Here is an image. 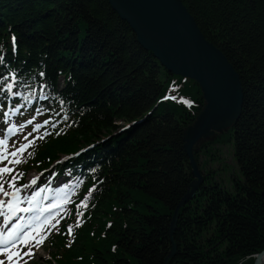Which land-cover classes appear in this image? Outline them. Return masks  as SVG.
<instances>
[{"label": "trees", "instance_id": "obj_1", "mask_svg": "<svg viewBox=\"0 0 264 264\" xmlns=\"http://www.w3.org/2000/svg\"><path fill=\"white\" fill-rule=\"evenodd\" d=\"M180 1L238 73L243 104L224 133L237 175L226 188L198 161L224 134L199 146L205 182L170 236L192 180L182 133L203 107L198 85L161 67L106 0H0V106L45 95L41 114L66 118L26 171L86 149L59 169L84 167L82 222L44 264H165L172 243L167 264H252L264 250V0Z\"/></svg>", "mask_w": 264, "mask_h": 264}, {"label": "water", "instance_id": "obj_2", "mask_svg": "<svg viewBox=\"0 0 264 264\" xmlns=\"http://www.w3.org/2000/svg\"><path fill=\"white\" fill-rule=\"evenodd\" d=\"M106 1L128 25L144 51L150 52L168 73L194 81L201 91L204 105L193 124L182 133L193 180L171 216L172 236L178 209L194 198L204 179L194 154L199 146L226 132L240 117L243 103L240 78L222 52L204 38L180 0ZM169 253L165 264L176 253L174 243ZM263 254L264 250L254 255L252 264H258Z\"/></svg>", "mask_w": 264, "mask_h": 264}, {"label": "snow or ice", "instance_id": "obj_3", "mask_svg": "<svg viewBox=\"0 0 264 264\" xmlns=\"http://www.w3.org/2000/svg\"><path fill=\"white\" fill-rule=\"evenodd\" d=\"M13 45L15 46V37H13ZM9 90H11V85L8 86ZM187 103V102H186ZM29 123H31V121H29ZM47 124V121L45 122ZM41 126H37V128H39ZM10 133L13 131L12 129L8 130ZM42 138V137H41ZM25 139L27 140V137H25ZM7 143V140H0V149L5 148V145ZM32 142H29V144H22L16 151H12L10 153L11 157L15 158L17 157L19 154H23V152L30 146ZM30 155V153H29ZM7 159V155L5 154V152H0V163H3L4 160ZM9 163H16L19 164L21 163L20 160L18 159H13L11 161H9ZM12 169H9L8 167H2L0 168V194H3L5 197L13 195L12 193L8 192L5 187H4V177L5 176H9L12 173ZM20 175L19 173L17 174V176ZM17 176H11V181L9 182V188H14L15 184L13 183L16 179ZM35 180L32 181L33 184H35ZM25 187H27V185H25ZM20 189L16 188V192H19ZM43 191V190H41ZM38 195V193L36 194ZM35 197H32L29 199V203H31V200L34 199ZM17 204L19 203V201L16 202ZM4 204L5 201L4 200H0V216H4L5 213L3 211L4 208ZM82 207H87L86 202H82L80 205H77V222H76V227H79L81 224V219L80 217H82L83 213L79 211L80 208ZM53 208V205H49L47 211L51 212ZM8 209L9 211H16V205L13 203H9L8 204ZM19 211L21 212H29L31 211L30 208H21L19 209ZM5 219L7 220V216H5ZM53 218L50 216H46L44 218L43 221H40V223L42 225H50L51 227H56L55 224H51V220ZM29 229L31 230H35L36 229V225L34 224H29L27 226ZM43 230L41 229V231H36L35 235H33L32 231H24L23 227L17 225L16 227H14L11 231H9L7 234L0 230V256L5 257V259H0V264H21V262H23V264H27V261L24 260V257L33 255V247H39L40 245H42L43 241L45 239H47V233H43ZM73 233V226H69L67 234L68 235H72ZM39 237V238H38ZM35 241V244H33L32 242ZM22 246V247H21ZM70 246V245H69ZM23 248H27L28 251L27 252H23L22 253V249ZM15 258V259H14Z\"/></svg>", "mask_w": 264, "mask_h": 264}, {"label": "rangeland", "instance_id": "obj_4", "mask_svg": "<svg viewBox=\"0 0 264 264\" xmlns=\"http://www.w3.org/2000/svg\"><path fill=\"white\" fill-rule=\"evenodd\" d=\"M204 105V102H203ZM241 115V114H240ZM31 121V124L35 123L36 121L33 120H28ZM27 122V121H26ZM24 132H26V137L27 138H31L32 134H39L38 133H33L32 129L29 127L28 129H25ZM226 133V132H224ZM221 133L220 135L224 134ZM216 138V137H215ZM214 138V139H215ZM25 139V138H24ZM213 139V140H214ZM208 148H211V154L210 152L208 154L205 155H199L198 161L200 163V165L202 164V162L205 165V168L207 170V177L209 178H213L217 183L221 184V186H224L226 188L230 187V183L232 184V177L237 175L236 174V168L234 167V159H233V155H232V143H230L228 141V136L226 137V134H224L222 136V141L220 143H210L208 144ZM213 155V156H212ZM13 165V164H12ZM201 170L205 173V169ZM200 170V171H201ZM202 174V172H201ZM203 176V175H202ZM205 176H203L204 178ZM35 180L36 181V188L35 191L41 193V197L40 199H45L49 196H54L56 199L55 201H60L59 199V195L56 192L47 189L50 184L45 188H39L38 182L41 180V178H38L37 175H35L33 172L28 173V178L27 181L29 183L28 187L29 189L26 190L25 192H28L29 190H31L33 188V183L32 181ZM9 182H12L10 180H7L4 184L5 189L7 191H11L13 188H9ZM58 180H56L55 185L58 184ZM25 189V187L23 188ZM43 190V191H41ZM3 194H0V198ZM61 211H63V213L65 212L64 207L60 208ZM59 210V212H60ZM59 216V215H57ZM54 230V229H53ZM49 251V245L48 243L44 244V247L42 250H38L36 252V254L38 255V258L35 259L34 262H40L42 259L47 258V252ZM32 259V255L28 256L25 260L27 261V264L29 263H34ZM23 264V262H22Z\"/></svg>", "mask_w": 264, "mask_h": 264}, {"label": "bare ground", "instance_id": "obj_5", "mask_svg": "<svg viewBox=\"0 0 264 264\" xmlns=\"http://www.w3.org/2000/svg\"><path fill=\"white\" fill-rule=\"evenodd\" d=\"M242 87V86H241ZM243 90V89H242ZM243 104V103H242ZM189 165V164H188ZM190 172V171H189ZM190 175H191V173H190ZM202 175L203 176H205L203 173H202ZM192 177V176H191ZM192 180H193V178H192ZM192 180H191V182H192ZM190 182V183H191ZM204 179H203V182H202V184L200 185V187L204 184ZM190 185V184H189ZM189 185H188V187H189ZM200 187L198 188V190L200 189ZM186 205V204H185ZM184 205V206H185ZM183 207V206H182ZM182 207H180L179 209H178V214H179V211L182 209ZM1 217V216H0ZM253 261H254V259H253ZM253 263V262H252ZM258 264H264V254L262 255V256H260L259 257V259H258Z\"/></svg>", "mask_w": 264, "mask_h": 264}]
</instances>
